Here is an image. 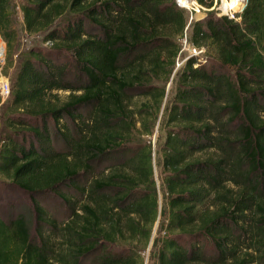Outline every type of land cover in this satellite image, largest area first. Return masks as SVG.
<instances>
[{"label": "trees", "instance_id": "1", "mask_svg": "<svg viewBox=\"0 0 264 264\" xmlns=\"http://www.w3.org/2000/svg\"><path fill=\"white\" fill-rule=\"evenodd\" d=\"M19 8L50 46L19 51L17 6L0 0L6 69L18 61L0 177L35 222L31 235L25 215L0 214V264H144L156 222L152 264H264V0H246L239 20L210 10L189 24L175 0ZM186 32L204 63L176 70Z\"/></svg>", "mask_w": 264, "mask_h": 264}, {"label": "rangeland", "instance_id": "2", "mask_svg": "<svg viewBox=\"0 0 264 264\" xmlns=\"http://www.w3.org/2000/svg\"><path fill=\"white\" fill-rule=\"evenodd\" d=\"M14 1H15L16 6H17L16 23H17V28H18V32H19L18 50L22 51V50L29 49L31 47L43 48V49H46L47 47H49L50 46L49 43H45L43 41V36L41 34H28V33H26L24 23H23V19H22V13H21L20 8H19V6L25 0H14ZM175 3L177 4L176 1H175ZM180 3H182V5L189 6V7L178 6L179 8L184 9V13H186L187 18H188V23L191 20L203 19L207 15V12L210 10L216 11V13L218 15H225L228 12V11H225L223 8H221L222 5H220V0H217L216 3L214 1L213 6L211 8H207L205 6L200 5L196 0H180ZM243 7L244 6H242V3H241V5H239L233 11L239 10L237 13H235L237 15V14H239V12H241ZM236 15H235V17H236L235 19L239 20L240 18ZM186 30H187V28H186ZM186 34H187V32L185 33V36L183 38L179 39V41L182 45V48H181V52L178 55L176 63H175V69L176 70L181 68L184 61L192 55L199 57V60L202 63H204V60L202 59V57L204 55L203 50L200 49V51H201L200 52V51H198V49H196V52H193L192 48H189V46H192V45H190V43L188 42ZM0 43H3L4 50H5V55H3L5 59L2 62H0V83L2 81L3 82L8 81L9 85H10V81L13 77L15 68L18 65V61L16 59V56H14L13 64L9 68L6 69V44L1 37H0ZM174 72H175V70H174ZM174 72L171 75L170 81L167 85V91H169V89L172 88L173 79H174ZM1 93L3 94L2 91H1ZM66 94H67V92L57 91V95L59 96L60 99H64ZM169 97H170V94H169ZM8 99H9L8 96L4 95V98H2V102L0 105V134H1V130H2L3 112L6 109L5 107H6V104L8 102ZM165 101H166V99L164 100V102ZM162 110H163V108L161 109V111L159 113V119H162ZM158 125L159 124L157 123L156 127L154 128L153 136L151 137L153 142H155L158 135L160 134V131L158 130ZM56 146L59 147L60 145H56ZM154 170H155V178L157 180V183H159L157 166H155ZM9 189H11V190H9ZM12 189H13L12 185H11V183L8 182L7 178L4 176L0 177V214H1L2 218L7 222L14 219L18 215H25V217L27 218V220L29 221V224H30L31 235H34V230H35L34 210L32 208L31 201H30V199L26 193H24L22 191H14ZM42 199H43L42 201L45 204L44 206L46 208L48 206V208L51 211V214H53V215L55 214V216L58 217L57 219L62 220L63 217H65L64 209H63V206L61 205L62 203L60 201H58V199H46V198H42ZM58 205H59V208H58ZM156 235H157V222L154 225V228L152 231V239H151L149 246L146 248V250L144 252L141 253L144 264H152V260L149 258V251L151 248L152 240L154 237H156ZM254 256L255 255L253 253V255L251 257H254ZM250 264H257V263L253 262Z\"/></svg>", "mask_w": 264, "mask_h": 264}, {"label": "built area", "instance_id": "3", "mask_svg": "<svg viewBox=\"0 0 264 264\" xmlns=\"http://www.w3.org/2000/svg\"><path fill=\"white\" fill-rule=\"evenodd\" d=\"M176 2H177V4H178V6H183V7H189V6H185V5H182V3H180V1L179 0H175ZM215 1V3L217 2V0H214ZM214 1H213V3H214ZM221 1L222 0H220V5H221ZM245 0H242V6H244V4H245ZM211 8V7H210ZM222 8V7H221ZM213 9V8H212ZM239 10H237V11H233V10H228V12L225 14V16H227L228 18H230V19H235L236 17H235V13H237ZM240 13V12H239ZM237 16V15H236ZM191 20V19H190ZM235 20H237V19H235ZM191 21H189V23H190ZM188 23V24H189ZM187 27H188V25H187ZM186 27V28H187ZM189 48H192V51L193 52H196V49L197 48H195V47H193V46H189ZM198 51H200V49H198ZM201 52V51H200ZM3 55H5V50H4V46H3V43H0V62H2L5 58H4V56ZM1 91L3 92V94L1 93ZM9 92H10V85H9V82L8 81H2L1 83H0V94H1V96H2V98H4V95H9Z\"/></svg>", "mask_w": 264, "mask_h": 264}, {"label": "bare ground", "instance_id": "4", "mask_svg": "<svg viewBox=\"0 0 264 264\" xmlns=\"http://www.w3.org/2000/svg\"><path fill=\"white\" fill-rule=\"evenodd\" d=\"M241 3H242V0H222L221 7L225 11L235 10L239 5H241Z\"/></svg>", "mask_w": 264, "mask_h": 264}, {"label": "water", "instance_id": "5", "mask_svg": "<svg viewBox=\"0 0 264 264\" xmlns=\"http://www.w3.org/2000/svg\"><path fill=\"white\" fill-rule=\"evenodd\" d=\"M246 1V0H245ZM245 5V4H244Z\"/></svg>", "mask_w": 264, "mask_h": 264}]
</instances>
